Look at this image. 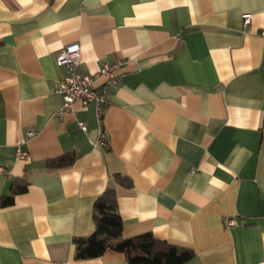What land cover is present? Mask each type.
Wrapping results in <instances>:
<instances>
[{
	"label": "crops",
	"instance_id": "1",
	"mask_svg": "<svg viewBox=\"0 0 264 264\" xmlns=\"http://www.w3.org/2000/svg\"><path fill=\"white\" fill-rule=\"evenodd\" d=\"M263 32L264 0H0V198L26 184L0 207V264H125L112 249L75 257L108 187L123 238L190 249L184 264H264ZM74 43L86 74L129 60L107 93L105 146L91 105L57 115L56 54ZM68 153L71 166H48Z\"/></svg>",
	"mask_w": 264,
	"mask_h": 264
},
{
	"label": "trees",
	"instance_id": "2",
	"mask_svg": "<svg viewBox=\"0 0 264 264\" xmlns=\"http://www.w3.org/2000/svg\"><path fill=\"white\" fill-rule=\"evenodd\" d=\"M75 161L72 153L48 161L52 169L71 166ZM115 180L129 186L130 180L115 175ZM26 184L13 183L8 195L0 198V207L10 206L14 195L25 191ZM94 232L74 239L77 259H91L102 255L107 249L124 254L125 264H184L193 257V252L166 241L158 240L150 233L123 238V223L117 211L114 189L108 187L93 204ZM115 240V242H113Z\"/></svg>",
	"mask_w": 264,
	"mask_h": 264
},
{
	"label": "built area",
	"instance_id": "3",
	"mask_svg": "<svg viewBox=\"0 0 264 264\" xmlns=\"http://www.w3.org/2000/svg\"><path fill=\"white\" fill-rule=\"evenodd\" d=\"M251 15L244 14L242 16L243 25H248L251 22ZM264 35V32H263ZM129 63L128 59H115L111 62L103 63L95 75L86 74L80 71V46L78 43L69 44L61 49L56 54V64L63 66L66 69V74L57 87L56 92L61 95L62 105L58 111V116L65 111L74 112V105L77 103L81 107H93V114L97 124L98 140L96 145L105 146L106 132L103 125V113L108 103L107 93L109 88L115 85L118 81L116 71L126 66ZM99 78L102 80L99 88L95 87V80ZM78 126L86 131V124L84 121H78ZM35 135L33 130H28L25 134L26 138H31ZM25 139H21L16 146V159L26 160L28 154L21 149V144ZM0 172L4 173L5 168L0 166ZM191 173L195 170L191 169ZM224 224L226 227L235 225L233 218H225Z\"/></svg>",
	"mask_w": 264,
	"mask_h": 264
}]
</instances>
